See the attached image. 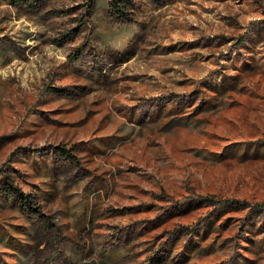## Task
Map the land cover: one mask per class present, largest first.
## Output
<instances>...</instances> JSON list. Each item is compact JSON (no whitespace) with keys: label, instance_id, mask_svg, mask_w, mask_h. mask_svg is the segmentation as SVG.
I'll list each match as a JSON object with an SVG mask.
<instances>
[{"label":"rangeland","instance_id":"rangeland-1","mask_svg":"<svg viewBox=\"0 0 264 264\" xmlns=\"http://www.w3.org/2000/svg\"><path fill=\"white\" fill-rule=\"evenodd\" d=\"M111 1L0 0V264H264V0Z\"/></svg>","mask_w":264,"mask_h":264},{"label":"trees","instance_id":"trees-1","mask_svg":"<svg viewBox=\"0 0 264 264\" xmlns=\"http://www.w3.org/2000/svg\"><path fill=\"white\" fill-rule=\"evenodd\" d=\"M27 0H11V2L17 3V2H26ZM126 3L124 0H112L109 3V9L111 13H113L115 16L120 18H125L128 20L129 18L125 15V9ZM213 201V200H212Z\"/></svg>","mask_w":264,"mask_h":264}]
</instances>
